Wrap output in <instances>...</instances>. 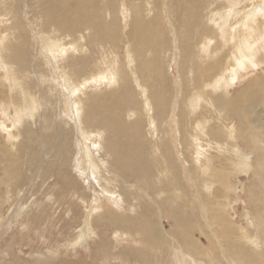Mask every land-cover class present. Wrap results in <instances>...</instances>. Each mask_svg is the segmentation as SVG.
Here are the masks:
<instances>
[{
    "label": "rangeland",
    "instance_id": "obj_1",
    "mask_svg": "<svg viewBox=\"0 0 264 264\" xmlns=\"http://www.w3.org/2000/svg\"><path fill=\"white\" fill-rule=\"evenodd\" d=\"M149 2H152V4L149 3V5L151 4V6L155 8V12L150 13V15H148V11L146 8L147 6H142L140 0H98V9L103 17V8L106 6V4H109L110 11L112 15H114V19H116V21L114 20V22L116 23V25L118 23V31H123L124 33L126 32V34L122 33L120 35L122 44L118 51L114 53V55H117L118 58L113 57V59L118 61V66H121L123 68L122 70V68L120 67L122 73L124 72L122 78H129L131 80L129 76L131 66H127L125 63V53H127L128 45H126L125 47L124 42L126 40L127 34L132 31L133 27H135V21H137L138 18H141L146 22H152L154 27L158 30L157 34H159L158 41L160 44L157 43L154 51H151L149 54L146 53L148 55H146V58L144 56V60H149L147 62H151V60L157 59V66L149 69L150 71L146 75V77L152 75L154 80L152 79L151 81H149L148 78H146L145 83H143L145 85L142 86L146 91L150 90L148 91V99L151 101L154 108V112H152L151 117H153L154 120H157L155 121L157 122L156 132L154 133L151 129L150 120L149 117H147L148 113L145 111V107L142 102L144 101L143 95H140L141 90L138 88L137 82H133V88L136 93L135 100L129 110L124 112V115L121 114V117L122 121L125 123H131L136 119L137 121L142 123L141 135L144 141H147V153H149V158L152 163H154V167H156L155 159H161V161L163 160L162 157H160L162 151L160 150L161 144L166 145V149L168 150L167 152H169V150L171 151L170 156L172 157V165L174 167L178 166L175 167V174L177 173V177L181 184V189L179 191L170 192L171 189L168 187L170 185V182H168V179L166 178L168 174H159L163 172L164 168L163 170H161V168L156 169L157 174L154 180L155 182L153 183H156L157 186L154 184V186L156 187L153 186L152 189H157V191L156 189L154 190L155 192H158L156 194L153 192L151 193L150 190H148L149 188L147 186V182H145V179H135L132 176H123L121 173H115V175L111 171L110 174H108L104 172L105 170L107 171L108 168L102 165L104 171H102V174H100L99 179V181L102 180L101 186L104 185L105 180L107 181V179H110L111 177H114L117 180L115 183H113V185L111 184V189L118 193L117 198H113L111 195L110 197H105L108 195L103 194V192L100 191L102 187L100 188L97 183H95L97 185L96 186L91 180H89L87 176H83L82 173L77 169H72L71 165H73L72 160L73 158H75L74 153L76 154V144L80 143L78 141V125H80V122L76 121L75 123V121L72 120L74 115L69 114L70 117H68L69 115L65 116L64 114L65 112L63 110V102L61 101L64 94L70 98L71 102L73 98L71 97L69 91L65 90L66 87H64V84L62 85L63 78L61 77L58 68H56V72L58 73L57 76L59 75L58 79L60 78L58 81H60V85L63 86V88L57 85V80H54L53 82V77L49 71L50 67L48 65H50L51 67H53V65L57 67V62L55 61L56 59L53 53L50 54L49 51L45 50L43 47L45 44L42 43L43 39L45 41L49 40L48 42L52 44L58 42V40H53L51 38L53 34L50 37L46 33H43L41 31V27H43L44 23V19L42 17H44L47 9H45V11L39 3L38 6L36 0H18L20 12L14 15L15 17L11 14V16H7V19L5 18V20H7V23H5V25L7 24L6 28L8 26L14 27L13 35L18 38H16L17 40L13 39V44L9 47H25V50L28 52L26 57L28 58L29 62L25 64V69L23 72L26 71L27 73L25 72L24 75L26 74L29 76L25 75L24 77L26 78H23L22 80L24 81L25 79L23 84L28 88L27 92L29 93V90L31 94L33 92L32 96L35 97L37 106V111L35 112L37 113L34 112L35 117L32 118V120L28 124L29 128L26 129V127H24L20 130V132L22 131L20 133V138H18L17 141H14V147H12L13 144L8 142V140H11L13 142V139H10V134L15 133L16 135V132H12V129L9 130L11 127L3 124L1 120L4 118V116L0 115V264H35V262L39 261V258L41 257L44 260H47L48 258L51 259L50 257H54L49 255L50 251L56 253V256L54 257L55 261L57 259L58 261H68L69 263L78 262L84 264H145L147 260L150 261V259H144V261L139 259L126 260L124 259V257H119L120 252L125 250H127L126 252H131L132 254H138L139 251L145 252L144 254H154V257L151 260L152 264H193L190 257L184 254L185 252L182 249L176 248L171 250V252L170 250L167 252V250L160 249H158L157 251V248H153L152 245H149L150 243L146 240V238H144V236H142L143 234L140 233V230H133L136 221H138V218H140L139 220L142 222V215L145 216V220L148 221V216L143 214V209L148 205H150L152 207L150 208L154 210V213H152L154 216L153 221L158 222L159 220L160 223V221L162 220V211L161 208L158 209L160 205H156L155 199L159 200L162 198L166 199V201L168 202V209H170V212H172V214L181 213L184 219H186V221L191 224L189 227L192 231H194L195 234L194 235L192 232V237L195 236L198 239L200 245H198V249L200 248L199 250L201 252V256L191 253L193 260L197 264H264V161H259L257 157V155L260 153L264 154V137L258 134V136H256V131L252 132L251 130L248 131L247 129H243V131H241V127L239 129L241 132L240 134L237 130L240 124L239 122L237 123V120L235 119H232L230 122H228L229 124H226V126L230 130L233 129V127L236 128L234 130H237L238 132L236 133L234 131V133H236L241 139H244V145L242 146V150H244V156H248L253 159L251 169H248V165L244 160L245 158H243L242 161L237 162L238 158L231 150L226 149L227 147L223 148L225 150L222 149V152H219V150L214 145H211L209 147L208 140L201 136V138L203 139L201 140V143L202 145L206 146H203L202 148L206 151V153L205 157H201L200 160L198 159L199 162H195L194 164L195 166H202L201 164H204L202 168H205L209 165L210 167H212V169H216L215 172L217 175V181L214 183L215 187L213 189V192L214 195L218 197V202L216 201V203H211L213 206L211 205V215L209 218H207V221L215 230L216 227L214 226L212 218H214V214L217 211H215L214 208H216V205L218 206L219 203L223 205L225 204L224 206L226 207V212H222L223 214L225 213V217H223L221 221L224 226H219V228L221 229L217 228L219 229L218 232L223 234H216V236L222 240L220 241L223 243V249L226 259L223 258L222 251L219 249V247H217L218 244L216 239L213 237L210 231L206 229L207 227L204 219L205 215H203V209L206 208L204 202L205 200H207L208 194L203 192L205 190L202 186L204 184L202 171H198L195 168L192 162V158L190 157L191 153L189 154V150L187 151L183 149L186 146L190 147V143H192L188 135L184 133L185 131H183V123L180 124L179 120L180 114L183 112L188 113V115L192 114L190 113L192 111V108H190L188 104V99L191 101L190 98L192 97V94L189 95L190 93H186V89L187 86H190L189 88L192 89L194 82H192L193 73L189 75L187 69L189 68L190 63H193L194 61L195 63H197H193L194 65H196V67L197 65H201L202 63L205 66L207 63L210 64L211 62H214L217 56H219L217 59H221L223 61L227 56V50H223L222 52L217 53V56H215V58L211 53H209L207 56L199 55V50L197 49L198 44H195L196 42L194 38L198 40V38L200 37L199 32H202L204 30L203 27L206 26L207 20L203 18V14L200 15V18H195L192 21L191 27H183V25L180 26L178 24V17L176 16V14L169 15L168 11L160 6L162 3L161 0H151ZM0 3L1 13V9L3 10V6L12 5L13 1L0 0ZM123 3H125V5H128L132 9L133 19L129 17L130 15L128 14L129 12L127 10V7ZM136 5L138 7L140 6V9L135 8ZM125 16L127 17V19H124ZM126 22L127 24L125 26ZM176 25H179L178 38L174 37L175 30L173 29V27H177ZM4 27L1 28L4 30ZM191 29L193 31L195 30L194 33L193 31H191ZM190 32H192L194 37H191L192 34H190ZM19 33L21 36L19 35ZM61 33L63 34V32H60V34ZM88 33L89 31H87L86 33L83 32L82 35L84 34L87 41L88 39L92 41V33ZM64 35H69V33L65 32ZM75 35L76 37H79V34L76 33ZM22 36L25 38V41ZM184 37L188 38L187 42H190L193 48L190 52V55L195 56L191 57L188 55L187 57V53L184 51V48H179L180 40L183 42ZM20 38L22 40H19ZM68 41L69 39H66V43H68ZM221 41V39H217L218 44H222ZM15 42L17 44H15ZM82 43L84 42L82 41ZM23 44L25 46H20ZM90 44H92V42ZM45 46L47 47V45ZM67 46H65V48L69 50L71 44H67ZM90 46L91 50L81 55L91 56V58L95 57V59L100 63V61L102 60L101 54L103 53L97 50L98 48L96 47L95 43ZM92 47H94L95 49H92ZM108 48L109 47L107 46L105 47L106 50H108ZM230 48L231 46L229 47V49ZM1 54L3 56L10 57H12L13 55L10 52H3ZM81 55L73 56V54H66L67 58H64L63 61L66 63L74 58V60L72 61L74 62L76 61V59L80 58ZM105 55L110 54L108 53ZM211 58H213L214 60H210ZM187 61H190V63H188ZM139 62L140 60L137 59V62L133 66L138 67L137 65ZM93 65L94 64H90L87 68V72L89 74L90 72H97V70H99L97 68L94 69V67L92 68ZM183 69L185 71L182 74ZM136 74L138 77H142L141 69L139 67ZM161 77L164 79L165 83H167L165 90L166 94L164 95V97H167L166 100L169 103H167L166 106V111H168L166 113L167 117L163 120L162 118H159L160 112L154 101V96L157 94V89L159 90L160 88V82L158 81H160ZM112 82L113 81L104 83L90 82L85 85V88L82 87V93H80L79 97L81 96V99H93L99 97L107 99L108 96L112 93L118 95V92H120V90L117 88L118 86H115V83ZM10 84L11 82L6 76L5 71H0V85L4 87H0V100L3 103L7 102V104L8 101H13L14 105L18 104L15 105L17 107L21 104L22 95L20 96L18 92H14V97V95H12L11 91L9 90ZM260 87L264 88V64L260 65L259 68H255L250 65L249 68L244 69L241 72L239 71L237 80L233 82L232 85L228 86L227 97L229 99L236 97L240 99L239 96L244 94L245 92H248L250 88L252 90H259ZM60 90L61 92H59ZM207 91L212 92L211 89H208ZM219 95L223 94L219 92V94L215 95V97H219ZM3 99H6L7 101L5 100L4 102ZM260 99V97H257L254 101L257 102ZM262 99L264 100V97H262ZM108 103H111V101H109ZM134 103L136 107L133 108ZM137 103L140 106H138ZM203 107L207 108L205 104H201L200 108L197 107L199 110L197 109L195 114L198 117L201 115V113H203L204 118L210 119V114L208 113L210 110L208 109V112H202ZM199 111H201V113ZM213 112L214 111H212V113ZM12 113L13 112L11 111L10 114ZM131 113L138 114L134 117ZM199 113L200 115H198ZM141 115L142 117H140ZM198 120H201V116ZM88 123L89 122L87 121L85 126L87 125L86 127L89 128V130L90 128L91 130H97L99 128L96 126L94 127L93 123ZM8 124L10 125V123ZM215 124V122H212L208 127L212 129L217 125ZM3 125L4 127L8 128H3ZM188 130H190L189 133L191 134H198H195V132L191 129ZM236 134H234L233 136H237ZM104 139L106 140L104 146H107V144L111 143L110 135L105 133L101 136H96V138L94 139L96 143L95 146L93 143H85L83 142V139H81V143L83 144V146L85 148L89 147L90 151L94 152L92 154H95L94 157L98 162V155L100 154L101 156H104V152L103 149L98 151L94 147L99 146V148H101L100 144L101 142H104ZM50 140L60 142L69 141L70 147L72 146L71 150L73 151V154L70 156V158L62 156L55 157L53 155V151H49V148L47 146L48 141ZM204 140L206 142H202ZM233 142L234 141L229 140L230 144H232ZM167 145L169 147H167ZM158 146L159 149L157 150ZM194 146V152H197V150L195 149H199L197 147L198 144H195ZM256 146L259 147V153L257 152L258 154H256ZM228 148L232 149V146L229 145ZM99 152H102V154ZM86 154L87 152L85 153V155ZM106 154L107 157L106 155V158L103 157L105 158V161L110 165H114L113 157H111L109 153ZM173 156H175L174 159ZM66 158L69 161L68 168L66 167V163L64 162L67 160ZM111 161L113 164L111 163ZM173 162L175 164H173ZM49 167L53 169L49 170ZM223 170H225V174L229 182L226 189L220 187L219 184L221 180L218 179L220 178L218 176L219 172L221 173ZM101 175L103 179H101ZM157 176H159L158 178L160 179L157 180ZM170 177L171 176L169 175L168 178ZM163 181H165L164 183L166 184V186L164 185V183L162 184ZM198 181L201 183L199 184ZM189 187H191V189ZM200 187L201 189L199 190L198 188ZM146 188L148 189L145 191ZM199 193L202 197L200 198L201 201H203L202 204L196 199V195ZM159 194L162 195L161 198H159ZM143 195L145 197V200L148 199V201H145V203ZM149 197H151L153 200ZM96 198H98L99 204L96 203ZM139 206H141L143 209L141 207L139 208ZM107 209H114L116 211V216L117 214H119V216L117 217H120L121 219L118 220V222L121 223L120 225L117 222H113L109 224V226H107V220L105 221V223L104 221L100 222V220L103 219L97 217H99V215L101 214H106V211H109ZM91 211H93L94 213H91ZM110 211L112 212V210ZM158 213H160L161 215ZM164 214L167 213L165 212ZM217 216L218 218L221 217L220 214H218ZM92 218L94 219V221ZM96 220H98L99 222ZM122 221L130 222V224L133 225L130 226L129 224L123 223ZM115 223L118 224V227L115 225ZM146 223L147 222L144 221L142 224ZM167 226L169 227V225ZM113 227L114 229L117 227L119 232L117 231V229L113 230ZM92 230L96 233L97 236ZM129 230L131 233L129 232ZM201 230H204L205 234L200 233ZM135 231L139 234L135 233ZM244 231L248 234L247 237L243 235ZM110 232H112L113 234ZM166 232H168V228L166 229ZM215 232L217 231L215 230ZM241 233L243 236L241 235ZM105 234L107 235L108 239H105ZM100 239L107 241L109 240L108 243H110V252L105 259H102L101 255H97V251L99 249L97 245L98 243H100ZM168 241L170 242L171 240ZM176 244L177 243L174 242L173 245ZM159 250L161 253L159 252ZM233 252L235 254H233Z\"/></svg>",
    "mask_w": 264,
    "mask_h": 264
},
{
    "label": "bare ground",
    "instance_id": "obj_2",
    "mask_svg": "<svg viewBox=\"0 0 264 264\" xmlns=\"http://www.w3.org/2000/svg\"><path fill=\"white\" fill-rule=\"evenodd\" d=\"M12 1L14 4L12 3V5H10V6H6V5L3 6V10L1 9L2 12L0 13V28L5 26L4 30L1 28V31H0V71L1 72L5 71L6 76L9 78V80L11 82L10 88H9V90L11 91V94L14 95L13 94L14 92H18V94L20 96L22 95V98H21L22 100H21V104L17 107L15 105H18V104L14 105L13 101L12 102L8 101V104H7V102L3 103L0 100V115L4 116V118L1 120L3 122V124H6L7 126L11 127L9 130L12 129V132H14V131L16 132V135H15V133L10 134V139H13V142L11 140H8V142L13 144L12 147H14V141H17L18 138H20V133L22 132V131L20 132V130L23 129L24 127H26V129L29 128L28 124L30 123L32 118L35 117L34 114L37 113V112H35V111H37V106H36L35 97L32 96L33 92H32V94L30 93V90H29V93L27 92L28 88L25 87L23 84L25 79H24V81L22 80L23 78H26V77H24L26 75V74L24 75V73L26 71L25 72H23V71L25 69V64H27V62H29L28 58L26 57L28 52L25 50V47H15V46H12L11 48L9 47L10 45L13 44L12 40L16 39L17 37H15L13 35V33H14L13 28L14 27L8 26L6 28L7 24L5 25V23H7L6 22L7 20H5V18L7 16H9L10 14L14 16L20 12L18 0H12ZM36 1H37V5L39 3V4H41V6L43 7L44 10L47 9V12L45 13L44 17H42L44 19V21H43L44 23H43V27H41V31L43 33H46L50 37L53 34V36L51 38L53 40H58V42L55 41L56 43L53 42L54 44L49 43L48 42L49 40L45 41L44 39L42 42L43 44L47 45V47L45 45L43 46L44 49L49 51L50 54L53 53V55L55 56V59H56L55 61L57 62V67L54 65H53V67L48 65L50 67L49 71L53 77V82H54V80L58 81L60 79V78L58 79L59 75L57 76L58 73L56 72V68H58L60 71L61 77L63 78L62 85L64 84V87H66V89L65 88L64 89L69 91V93L71 94V97L73 98V100L71 102L70 98L67 95L64 94L63 98L61 97L62 98L61 101L63 102V110L65 112L64 114H65V116L66 115L68 116L69 114L74 115L72 120L75 121V123H76V121H79L80 125H81V126L78 125V128H79L78 141L80 143L76 144V149H75L76 154L74 153L75 158H73V160H72L73 165H71L72 169H77L78 171H80L82 173L83 176H87L89 178V180H91L94 184L97 183V185L100 188L102 187L100 191L103 192V194L108 195L105 197H110V195H111L113 198H117L118 193L113 191V189H111L112 188L111 184L113 185V183H115L117 180L114 177L107 179V181L103 180L105 183L103 186H101L102 180L99 181V179H100V174H102V171H104L102 168V165H104L105 167L108 168L107 171L106 170L104 171L108 174H110V171H111L114 174L115 173H121L123 176H125V175L129 176V177L132 176L135 179H137V178L138 179L142 178L143 180L145 179L146 180L145 182H147V186L149 188V189L146 188L145 191L148 189V190H150L151 193L153 192L156 194L158 193V192L154 191L156 188L154 190H152L154 184L156 185V183H153V182H155L154 180H155V177L157 174L156 169L161 168V170H163V168H164L163 172H161L159 174L162 175V173H163L165 175L168 174V176L169 175L171 176L170 178H168V176H166V178L168 179V182H170V185L168 186L171 189L170 192L179 191L181 189V184H180L179 179L177 177V173L175 174V167H178V166L174 167L172 165V159H171L172 157L170 156L171 151L169 150V152H167L168 150L166 149V145L161 144L160 150H162V151H161L160 157H162L163 160L161 161V159L160 160L155 159L156 167H154L153 166L154 163H152V161L149 158V153H147V145H146L147 141L145 142L142 135H141L142 123L137 121V119L131 123H125L122 121V117H121V114L128 111L129 108L131 107V105L133 104L134 100H135L136 93H135L133 87H134V83L137 82L138 88L141 90L140 95H143L144 101H142V102L144 104L145 111L148 113L147 117H149L151 129L153 130L154 133L156 132V123L157 122H155V121H157V120L156 119L154 120L153 117H151L152 112H154V108H153L151 101L148 99L149 98L148 97V91H150V90L146 91L144 89V87H142L145 85L143 83H145L146 78H148L149 81H151L152 79L154 80L152 75H150L148 77H146V75L150 71L149 69H152L153 67L157 66V59L151 60V62H147L149 60H147V61L144 60V56H145V58L148 56L146 53L149 54L151 51H154V48H156L157 43L160 44L158 41V39H159V37H158L159 34H157L158 30L154 27L153 23L152 22H146L144 19L138 18V20L135 21V23H134L135 27H133L132 31H130L126 36V40L124 42V45H125V47H126V45H128V50H127V53H125V59H126L125 63L127 66L128 65L131 66V68H130L131 70L129 72L130 73L129 76L131 78V80H130L129 78L128 79L122 78V75L124 74V72L122 73V71L120 69L121 66L120 67L118 66V63H117L118 61L113 59V57H117V55H114V53L117 52L118 49L121 47L122 39L120 38V35L124 32L118 31V23L116 25V23L114 22V20L116 21V19H114V15H112V13L110 11L109 4H106V6L103 8V17H104L103 18L102 15L100 14L99 9H98V0H36ZM140 1H141L142 6H147L146 8L148 11V15H150V13H152V12H155L154 11L155 8L153 6H151L152 2H149L151 0H140ZM161 2L162 3L160 6H162V8H164V9H166V11H168L169 15L170 14H176V16L178 17V24L180 26L183 25V27H191L192 21L195 18H200V15L203 14V18L205 20H207L206 26L203 27L204 30L202 32H199L200 37L198 38V40L196 38H194V40L196 42L195 44L196 45L198 44L197 49L199 50V55H201V56L206 55L207 56L209 53H211V54H213V57L215 58V56H217V53H220L223 50L224 51L227 50V56H226L225 60L222 61L221 59H217L219 57V56H217L216 60L214 62H211L210 64L207 63L205 66L202 63L201 65H197V67H196V65H194V64H197V63H195L194 60H193L194 64L192 62L190 63L191 60L189 62L187 61L188 63H190L189 68L187 69L188 66L186 67L187 72L189 73V75L193 73V77H194V78L192 77L193 81L191 80L192 82H194L192 89L189 88L190 86H187V89H186V93H188V94L190 93L189 95L192 94V97L190 98L191 101L188 99V104H189V107L192 108V111L190 113H192L194 115V117L192 114L188 115V113H184V112L181 113L182 112L181 111L179 120H180V124L183 123V128L185 130L183 128L182 129H183V131H185L184 133H186L188 135V137L191 139V142L194 144L190 143V147L186 146L187 148L185 147L183 149H185L187 151L189 150V154L191 153L190 157L192 158L193 164L195 162H199L201 157H205V153H206V151L202 148L203 146H205V145H202V143H201V140H203L201 138V136H202L208 140V146L209 147L211 145H214L219 150V152L220 151L222 152V149L227 147L226 149L231 150L236 155V157L238 158L237 162L242 161V159L245 158L244 159L245 163L248 165L247 168L251 169L253 159L248 157V156H244V152H243L244 150H242V146L244 145V139L242 138L243 139L242 140L240 137H238V135L236 133L239 131V133L241 134L240 130L243 131V129H247L248 131L251 130L252 132L256 131V134H255L256 136L261 135L264 137V100L262 99V97H264V88L260 87L259 90H252L250 88L248 92H245L244 94L239 96L240 99L238 97L229 99L227 97V95H228V86L232 85L233 82H235L237 80V76H238L239 71L241 72L242 70L249 68L250 65H252L255 68H259L260 65L264 64V0H161ZM149 3H151V4L149 5ZM123 4L125 5V3H123ZM125 6L127 7V10L129 12L128 13L130 15L129 17H131L133 19L132 9L128 5H125ZM135 8L140 9V6L138 7L136 5ZM145 12H146V10H145ZM4 13H6V14H4ZM153 17H154V15H153ZM110 18H111L112 22H111ZM124 19H127V17L125 16ZM126 24H127V22L125 23V26H126ZM179 25L178 26L176 25L177 27H173V29L175 30L174 37H176V38L179 37V32H178ZM12 26H13V24H12ZM40 26H41V23H40ZM189 29H187V30H189ZM130 30H131V28H130ZM87 31H89V33H92V36H93L92 41H90V39H88V41H87L84 34L82 35L83 32L86 33ZM191 31H193V30L191 29ZM194 31H193V33H194ZM60 32H63V34L62 33L60 34ZM65 32L69 33V35H64ZM76 33L79 34V37H76V35H75ZM56 34H59V35H56ZM124 34H126V32ZM190 34H192V32H190ZM19 35H20V33H19ZM19 35H17V36H19ZM89 36H91V35H89ZM185 36H186V34H185ZM191 37H194V35L192 34ZM218 37L222 40L221 41L222 44L220 42H219L220 44L217 43V39L220 40ZM23 39L25 41L24 37H23ZM66 39H69L68 43H66ZM19 40H22V39L20 38ZM184 40H183V42L180 40L179 48L183 47L184 51L187 53L186 56L188 57V55L191 56L190 52L192 51L193 48L191 46V43L187 42V40H188L187 37H184ZM82 41L84 43H82ZM91 42H92V44L95 43L96 47L98 48L97 50H99V51H101V53H103V54H101L102 60L100 61V63L98 60L95 59V57L91 58V56L81 55V54L87 53L88 51L91 50V46H90V45H92V44H90ZM162 42H163V40H162ZM15 44H17V43L15 42ZM24 44L20 45V46H25ZM67 44H71L69 50H67V48H65V46H67ZM192 44H193V42H192ZM106 46L109 47L108 50L105 49ZM158 46H160V45H158ZM230 46H231V48L229 49ZM93 48L94 47H92V49ZM44 49H43V51H44ZM3 52H5V53L10 52L13 55H12V57L3 56L1 54ZM106 52H108L110 55H105V54H108ZM66 54H68V55L73 54V56L74 55H81V57L76 59V61H74L75 63L72 62L74 60V58H72V60H69L68 62L65 63L63 61V59L67 58ZM64 55H65V57H64ZM220 55H222V54H220ZM193 56H195V55H193ZM193 56H191V57H193ZM108 57H110V58H108ZM9 58H11V59H9ZM137 59L140 60V62L138 63L137 66L141 69V76H142L141 78L138 77L136 74L138 71V67L133 66L137 62ZM198 59H199V57H198ZM212 59L213 58H211L210 60H212ZM90 64H94L92 66V68L94 67V69L97 68L99 70H97V72H90V74H89L87 72V68ZM3 66H5V67H3ZM101 66H102V68H101ZM122 70H123V68H122ZM184 71L185 70L183 69L182 74L184 73ZM26 76H29V75H26ZM187 80H190V79H187ZM108 81H113L112 83H115V86H118L117 88L120 90V92H118L119 93L118 95L115 93H112L109 95L110 97L108 96L107 99L100 98V97L99 98H93V99H89V98L88 99H84V98L81 99L80 98L81 96L79 97L80 93H82V91H81L82 87L85 88V85H87L88 83H90V82H95V83L103 82L104 83V82H108ZM158 82H160V88H159V90L157 89V94L155 96L154 95L153 96H154V101L156 103V106L160 112L159 118H162V120H163L167 117L166 113L168 112V111H166L167 110L166 106L168 103V101L166 100L167 97L166 98L164 97V95L166 94L165 90H166L167 83H165V81L162 77L160 78V81H158ZM56 83L58 86L63 88V86L60 85V81H58ZM0 87H2V85H0ZM182 87H183V85H182ZM2 88H4V87H2ZM208 89H211L212 92L207 91ZM182 90H184V89H182ZM114 91H116V90H114ZM176 91H177V89H176ZM59 92H61V90ZM219 92H221L223 95H219V97H215V95L219 94ZM65 93H67V92H65ZM83 95H84V93H83ZM186 96H184V97H186ZM14 97H15V95H14ZM257 97H260L261 99L256 102L254 100ZM3 100L5 102L6 99H3ZM109 101H111V103H108ZM17 103H19V102H17ZM135 103L133 105V108L136 107ZM155 103H154V105H155ZM201 104H205L207 106V108H204L205 106L202 108V112H204V111L208 112V109L210 110L208 112L210 114V119L204 118L203 113H201V111H199L201 113V115H200V113L198 115L201 116V120L200 121L198 120L200 116L197 117L195 112L198 108H200ZM138 106H140V105L138 104ZM11 111L13 112L12 114H10ZM38 111H39V109H38ZM61 111H62V107H61ZM212 111H214V112L212 113ZM207 112H206V114H207ZM84 113H85V115H84ZM131 114H132V116L135 117V115H137L138 113H134V114L131 113ZM157 116H158V114H157ZM68 117H70V115ZM140 117H142V115ZM232 119L237 120V123L239 122L240 125H239V128H237L238 131L237 130L235 131L234 129H236V128H234V127H233V129H231L232 130L231 131L226 126V124L228 122H230ZM85 121L86 122L88 121L90 124L93 123L94 127L96 126L99 128L96 130L93 127L95 130H91V128L89 130V128L86 127L87 125L85 126V124H86ZM212 122H215L217 125L215 124L216 126L215 127L213 126L214 128L210 129L208 126ZM8 123H10V125ZM162 124H163V122H162ZM93 125H91V126H93ZM193 126H194V130H193ZM2 127L8 128V127H4V125ZM240 127H241V129H240ZM188 129H191L195 132V134L196 133H198V134H196V135L191 134V133H189L190 130H188ZM234 131L236 133H234ZM163 132H161V133H163ZM104 133L110 135L111 143L107 144V146H104V143L106 141L104 139V142H101V144H100L101 148H99V146L94 147L98 151L103 149V152H104L103 153L104 156H101L100 154L98 155V159H99V162H98L96 160V158L94 157L95 154L94 155L92 154L94 152H91L89 147L85 148L83 146V144L81 143L82 142L81 139H83V142H85V143L90 142V143H93L95 146L96 143H95L94 139L96 138V136L97 135L101 136ZM234 134H236L237 136H233ZM156 138H157V136H156ZM28 139H29V136H28ZM229 140L230 141L232 140L234 142L232 144H230ZM202 142H206V141L204 140ZM195 144H198L197 147L199 149H195V150H197V152H194V147H195L194 145ZM228 144L232 146V149L228 148L229 147ZM47 146L49 148V151L50 150L53 151V155L55 157L56 156H62V157L70 158V156L73 154V151L71 150L72 146L70 147L69 141H64V142L61 141L60 142V141L50 140V141H48ZM159 146H160V144H159ZM159 146H158L157 150L159 149ZM105 147H106V149H105ZM167 147H169V146L167 145ZM223 150H225V149H223ZM255 150H256V154H258L259 153V147H257V149H255ZM9 151H10V149H9ZM98 151H97V154H98ZM260 151H261V149H260ZM86 152H87V154L85 155ZM99 153L102 154V152H99ZM106 153H109L110 156L113 157L114 165H110L109 163H107L105 161V158L107 157ZM159 153H160V151H159ZM263 153H264V151H263ZM105 155H106V157H105ZM103 157H105V158H103ZM174 157L175 156H173V159H174ZM257 157H258L259 161L260 160L264 161V154L260 153L257 155ZM62 159H64V158H62ZM189 160H191V159H189ZM64 162L66 163V167L68 168V162H69L68 159ZM111 163H112V161H111ZM173 164H175V163L173 162ZM207 164H209V163H207ZM207 164H206V166H207ZM201 165L203 166L204 164H201ZM194 166H195V164H194ZM202 166H195V168L198 171L199 170L202 171V175L204 178L203 179L204 184L202 186L204 187V190H205L203 192L208 194L207 200H205V202H204L206 208L203 209V211H204L203 215H205V217H206V218L204 217L206 227H207L206 229H208L210 231V233L213 235V237L216 239L217 244H218L217 247H219V249L222 251L223 258L226 259L224 249H223L224 246H223V243L221 242L222 240L216 236V234H220V235L223 234V233L222 234L219 233L218 231H219V229H221V228H219V226H224V224L221 221H222L223 217H225V215H224L225 213L223 214L222 212H226V207L224 206L225 204L223 205V204L219 203L218 206L216 205V208H214V210L217 211L214 214V218H212L214 226L216 227L215 230L217 231V232H215L213 227L207 221V218H209L211 215V209H212L211 203L212 202L216 203V201L218 199V197H216L214 195V192H213V189L215 187L214 183L217 181V175L215 172L216 169H214V168L212 169V167H210L209 165L205 168H202ZM239 166H241V165H239ZM48 169L52 170L53 168L49 167ZM191 169H192V167H191ZM193 170H195V169H193ZM159 176H157V178H156L157 180L160 179V178H158ZM218 176L220 177L218 179L221 180V182L219 184L220 187L223 189H226L229 182H228V178L225 174V170H223L221 173L219 172ZM101 179H103L102 175H101ZM135 179H134V181H135ZM212 181H213V183H212ZM164 182L165 181H163L162 184ZM200 183L201 182H199V184ZM164 185L166 186L165 183H164ZM156 186H154V187H156ZM189 188L191 189V187H189ZM198 189L200 190L201 187ZM162 190H165V189H162ZM184 190H187V189H184ZM156 191H157V189H156ZM138 193H140V192H138ZM203 194H202V196H203ZM144 195H143V199L145 198ZM161 196L162 195H160L159 198H161ZM149 198H151V197H149ZM200 198H202V197H201V194L199 193L196 195V199H197V201H199L202 204L203 201H201ZM109 200H112V199H109ZM145 201H148V199L147 200L144 199V203H145ZM96 203L99 204L98 198H96ZM153 203H154V201H153ZM155 203H156V205H160L158 209L161 208V211H162V220L160 221V223H159V220H158V222L153 221L154 216L152 213H154V210L151 209L152 207L150 205L146 206L145 208L143 205L144 209L141 206H139V208L141 207L143 209V214L148 216V218H147L148 221L145 220L146 217L143 216L139 212L142 215V222L139 220L140 218H138V221H136L133 230H136V229H137V231L140 230V233L143 234L142 236H144V238H146V240L150 243L149 245H152L153 248H157V251H158V249H160V250H167V252L170 250V252H171V250L179 248L185 252L184 254H186L187 256L190 257L193 264H197L193 260L192 254H197L198 256H201L200 255L201 252L199 250L200 248L198 249V245H199L198 239L195 236L192 237V232L194 234V231H192L191 228L189 227L191 224H189L186 221V219H184V217H183V215H181V213L172 214V212H170V209H168V202L166 201V199H163V198L159 199V200L155 199ZM116 204H118V203H116ZM138 204H139V202H138ZM202 207H204V206H202ZM107 210H109V209H107ZM110 210H112V212ZM110 210L106 211V214L99 215V217H97V218H102L103 220H100V222L104 221V223L107 220V222H106L108 224L107 226H109V224H111L113 222H117L120 225L121 223L118 222L120 217L119 218L117 217V216H119V214H117V216H116V213H115L116 211L114 209H110ZM161 211H160V213H161ZM92 212L93 211H91V213ZM141 212H142V210H141ZM165 212L167 214H164ZM160 213H158V214H160ZM218 214H220L221 217L218 218V216H217ZM121 215H122V213H121ZM93 216H94V214H93ZM164 218H165V221H164ZM129 219H131V218H129ZM93 221H94V219H93ZM96 221H98V220H96ZM144 221L147 223L142 224ZM122 222L129 224L130 226L133 225L127 221H122ZM115 225L117 226L118 224L115 223ZM167 225H169V227ZM91 226H92V224H91ZM117 227L115 229H117ZM108 228H110V227H108ZM121 228H124V227H121ZM167 228H168V232H166ZM217 228H219V229H217ZM81 229H83V228H81ZM115 229L113 227V230H115ZM130 230H129V232H130ZM117 231H118V229H117ZM84 233H82V234H84ZM110 233H112V232H110ZM135 233H138V232L135 231ZM200 233L205 234L204 230H201ZM225 234H227V233H225ZM95 235H96V233H95ZM241 235H242V233H241ZM243 235L246 237L248 236V234L245 231H244ZM106 238H107V235H106L105 239ZM223 238H224V236H223ZM168 240H171V241L169 242ZM108 242H109V240L107 241V240L100 239V243H98V245L95 244L99 248L97 251V255H101L102 259H105L106 256L109 255L108 253L110 252L109 251L110 250V243H108ZM174 242H176L177 244L173 245ZM95 249H96V247H95ZM160 250H159V252H160ZM126 251L127 250L121 251V252L119 251L120 252L119 257H124V259H126V260H128V259H134V260L139 259L142 261H144V259L145 260L150 259V261H151L152 258L154 257L153 256L154 254L153 255H150L149 253L144 254L145 252H142V251H139L140 253L138 252V254H132L131 252H126ZM233 254H235V253L233 252ZM49 255L55 257L56 253L50 251ZM228 255H229V253H228ZM54 257H50L51 259L48 258L49 260L48 259L44 260L41 257V258H39V261L35 262V264H84V263H78V262L69 263L68 261H58L57 259H56V261H58V262H56L54 260ZM196 259H198V258H196ZM150 261L147 260V262H145V264H152V261L151 262ZM138 262H140V261H138ZM213 262H216V261H213ZM85 264H88V263H85ZM128 264H130V263H128ZM212 264H214V263H212ZM239 264H241V263H239Z\"/></svg>",
    "mask_w": 264,
    "mask_h": 264
}]
</instances>
